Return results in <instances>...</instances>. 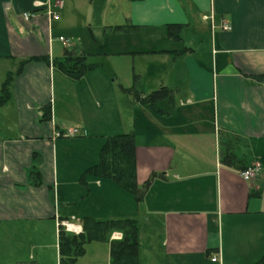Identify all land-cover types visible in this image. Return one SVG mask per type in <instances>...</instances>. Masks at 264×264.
Here are the masks:
<instances>
[{
	"label": "crops",
	"instance_id": "crops-1",
	"mask_svg": "<svg viewBox=\"0 0 264 264\" xmlns=\"http://www.w3.org/2000/svg\"><path fill=\"white\" fill-rule=\"evenodd\" d=\"M64 12L65 27L80 18L89 35L76 41L59 26ZM92 13L90 0H0V61L13 67L4 78L30 59L0 107V119L19 132L0 139V230L37 251L29 263L9 264H59L57 221L72 216L135 219L139 264H264V0H104L99 24ZM60 32L74 37L77 54L118 42L117 53L131 60L120 88L132 113L136 183L147 182L141 201L87 171L118 134V90L99 71L76 79L59 69L67 50H54ZM160 86L173 100L156 113L139 97ZM224 151L232 165L221 162ZM251 166L257 171L246 181L239 171ZM121 236L89 242L74 264H111L110 241Z\"/></svg>",
	"mask_w": 264,
	"mask_h": 264
},
{
	"label": "trees",
	"instance_id": "trees-1",
	"mask_svg": "<svg viewBox=\"0 0 264 264\" xmlns=\"http://www.w3.org/2000/svg\"><path fill=\"white\" fill-rule=\"evenodd\" d=\"M92 3V18L95 24H99L100 15L104 8V0H90ZM115 28H119L118 26ZM177 25L169 26V35L172 38L178 36ZM88 54L76 53L75 49L65 50L63 57L56 62V65L66 75L72 78H79L85 74L92 65L87 63ZM30 59L22 61L14 72L6 74L0 85V107L4 106L10 99V85L15 74H19L23 64ZM264 77V76H259ZM141 103L146 104L154 112L163 111L160 103L173 100V90L166 86H160L147 94L139 97ZM50 116L49 106L44 108V118ZM135 140L132 132L120 133L109 136L99 151V159L96 164L87 169L99 177L113 179L118 186L132 194L135 201H141L144 195L147 182L140 188L136 183L135 167ZM234 154L224 151L221 155V162L226 165L234 163ZM245 169L241 168L240 170ZM38 172L32 170L29 177L33 184H37ZM37 177V178H36ZM67 219V218H65ZM82 232L77 235L65 233L63 229L58 230L59 264H74L85 252V246L92 241H107L112 231L121 232L118 240L110 241L111 264H139L138 253V222L133 218L95 220L90 217H83L81 220Z\"/></svg>",
	"mask_w": 264,
	"mask_h": 264
},
{
	"label": "rangeland",
	"instance_id": "rangeland-1",
	"mask_svg": "<svg viewBox=\"0 0 264 264\" xmlns=\"http://www.w3.org/2000/svg\"><path fill=\"white\" fill-rule=\"evenodd\" d=\"M58 21H59V26L66 29V31L69 30V31L76 33V35H72L76 37V41H78L77 34L79 35L81 32H84V30L89 35L88 30H87L88 25L86 26L84 25L85 27L84 26L80 27L81 25L80 18L76 19V22H79L77 26H74V20H72L73 21L72 25L74 27L71 26L72 27L71 29L64 26L65 23L69 21L67 19V12H66V15H65V12L64 14L63 13L59 14ZM60 33H61V36H63L64 38L65 37L69 38L70 40H72V42L71 44H68V45H62L61 42L58 41V37H57L58 35L56 34L53 35L57 37V39L53 41V46H54L55 51L57 50L59 51L58 52L59 56L63 54L65 48L72 49V43L75 40L74 37L72 39L70 38L69 33H63V32H60ZM112 39L118 40V36ZM117 52H118V42L113 43V45H110L108 43V45L106 46H101V47H98L97 49L95 48V51H94L95 55L88 56L87 63L89 65H92L91 63L97 64V66L95 65V67L92 66L91 68H89L88 71L90 70L92 71L93 69V71H99V73H102L105 76L109 75L111 79L114 78L113 86L116 88V90H118V134H120V133H129V132H132L133 130L132 123H131L132 113H131L130 108L125 105L126 96L122 94V91L120 88L121 82H123V80L127 79L130 76L131 60L129 57L118 54ZM11 64H12L11 62L0 61V83L2 82L4 78V74L7 71L13 69ZM94 73H98V72H94ZM66 81L68 85H71L69 89L71 88V90L74 91L75 88L73 84L70 82V80H66ZM110 97H111V94H110ZM63 114L65 115L64 111H63ZM7 118H9V116H7ZM2 120L3 119H0V139L3 140V139H6L7 137L14 138L18 136L19 132L17 128L14 126L13 120L8 122L7 124H4V122L5 121L7 122V120H5L4 122ZM136 127H137L136 130H141L142 128L140 125H136ZM143 130H146V126ZM138 140H139V136H138ZM118 198L121 199L122 196H119ZM31 245L32 243H30V241L26 239H23V241L21 242H16V241H13L10 238V236L7 235L6 232H1L0 233V264H9L10 261L16 258L17 259L19 258L20 261H24L25 263H29V258L27 256L34 255L35 253H37V251L34 250L31 247ZM93 255H94L93 251H90L86 259H88V257H92Z\"/></svg>",
	"mask_w": 264,
	"mask_h": 264
},
{
	"label": "built area",
	"instance_id": "built-area-1",
	"mask_svg": "<svg viewBox=\"0 0 264 264\" xmlns=\"http://www.w3.org/2000/svg\"><path fill=\"white\" fill-rule=\"evenodd\" d=\"M31 14L30 12H24L22 13V17L25 19V20H28L30 17H31ZM49 16L51 17V19H57L58 18V15L53 12V11H49ZM210 24H211V27L212 28H215L214 26V19L213 17L211 16L210 17ZM221 29L224 30V31H227V30H230V25H228L227 23L225 22H222L221 25H220ZM58 40L63 44V45H67L70 40L69 39H66L62 36H59L58 37ZM76 132L75 129H72V130H69L68 132H66L65 134L63 135H67V136H70L71 134H74ZM61 134L60 133H57V136H60ZM257 171V168L254 167V166H251V167H247L245 169H242L239 171V175L246 181H249L251 180L255 173ZM57 227H58V230L59 228L63 229V231L65 233H68V234H72V235H77L79 233L82 232V226H81V222L76 219L75 217H69L67 219H58L57 221ZM213 261L216 260V257L212 258Z\"/></svg>",
	"mask_w": 264,
	"mask_h": 264
}]
</instances>
